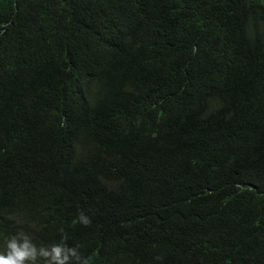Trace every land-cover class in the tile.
Here are the masks:
<instances>
[{"label": "trees", "instance_id": "obj_1", "mask_svg": "<svg viewBox=\"0 0 264 264\" xmlns=\"http://www.w3.org/2000/svg\"><path fill=\"white\" fill-rule=\"evenodd\" d=\"M133 17L159 47L138 96L86 33ZM98 65L145 138L124 113L57 126ZM61 228L88 264H264V0H0V242Z\"/></svg>", "mask_w": 264, "mask_h": 264}, {"label": "clouds", "instance_id": "obj_2", "mask_svg": "<svg viewBox=\"0 0 264 264\" xmlns=\"http://www.w3.org/2000/svg\"><path fill=\"white\" fill-rule=\"evenodd\" d=\"M133 23H106V25L93 26L88 28L87 34L95 36L103 42L105 49L112 50L111 62L114 73L123 81L127 88L134 90L133 96H138L137 90L144 93L151 92L152 83L150 77L143 75V58L146 51L158 48V41L152 35L149 20H141L133 17ZM103 32L102 29L105 28ZM143 57V58H142ZM97 72V73H96ZM100 66L90 69L82 79L85 81L78 93L77 100H72L70 105L62 110L58 116L57 126L65 130L67 124L73 119L85 115L86 119L96 112H107L116 124L130 131L133 135L145 138L148 129H142V123L146 119L145 112L134 115L126 104L119 101L118 97L106 95L105 85L101 79ZM96 73V76H95ZM140 85L141 87H138ZM116 87V86H115ZM118 87V86H117ZM117 93L120 89L116 88ZM121 96V95H120ZM124 105V108L121 107ZM139 108V107H138ZM41 135V134H40ZM43 136V135H41ZM38 202L41 206L38 209H46L43 201ZM78 223L89 226L91 219L82 211L79 213ZM33 225V224H31ZM32 230H37L33 228ZM62 240L58 243L41 244L33 242L28 233L20 230L13 235L1 238L0 242V264H88L87 259L81 256L80 249L75 246H68L66 243L67 234L61 228Z\"/></svg>", "mask_w": 264, "mask_h": 264}]
</instances>
